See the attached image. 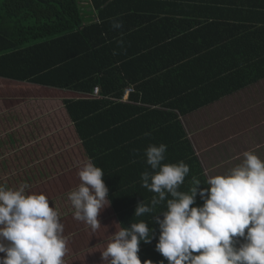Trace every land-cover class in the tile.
I'll return each mask as SVG.
<instances>
[{
    "label": "trees",
    "instance_id": "1",
    "mask_svg": "<svg viewBox=\"0 0 264 264\" xmlns=\"http://www.w3.org/2000/svg\"><path fill=\"white\" fill-rule=\"evenodd\" d=\"M89 1L85 8L80 0H0V97L62 95L63 133L71 123L102 168L119 229L150 221L155 236L139 245L141 264H168L155 248L153 218L166 202L133 216L139 201L150 206L156 195L142 187L141 173L152 171L145 150L164 143L162 163L189 165L180 191L193 177L208 187L181 118L264 78V27L251 26L264 21V11H251L258 0ZM206 12L217 21L208 22ZM197 14L205 21L189 19ZM4 128L0 121V134ZM202 204L198 195L194 206Z\"/></svg>",
    "mask_w": 264,
    "mask_h": 264
},
{
    "label": "clouds",
    "instance_id": "2",
    "mask_svg": "<svg viewBox=\"0 0 264 264\" xmlns=\"http://www.w3.org/2000/svg\"><path fill=\"white\" fill-rule=\"evenodd\" d=\"M112 27L121 28L122 22L113 18ZM166 151L164 143L145 150L152 171L141 173L142 187L156 195L150 206L139 201L133 215L143 217L166 202L167 210L153 216L159 226L156 251L168 264H264V160L245 151L242 163L209 177L208 187L193 177L184 192L179 189L189 165L162 163ZM78 175L80 184L68 193L73 218L95 232L100 213L111 204L104 172L88 158ZM26 187L0 185V264H65L68 238L61 213L45 194H28ZM198 195L203 204L194 206ZM149 223L139 220L116 230L100 252L104 264H141L139 245L155 236Z\"/></svg>",
    "mask_w": 264,
    "mask_h": 264
},
{
    "label": "crops",
    "instance_id": "3",
    "mask_svg": "<svg viewBox=\"0 0 264 264\" xmlns=\"http://www.w3.org/2000/svg\"><path fill=\"white\" fill-rule=\"evenodd\" d=\"M161 1L165 2V0ZM80 2L85 8L90 4L89 0H80ZM257 4L259 7L253 8L251 11H264V0H258ZM186 6L188 8V4ZM206 13L208 14L205 19H208V22L215 18H211L209 12ZM199 16L200 15L197 14V18L189 19L196 20V22L198 20L205 21ZM256 16L257 18H260L263 15L258 14ZM251 26L264 27V21H253ZM213 38L214 35H211L210 42L214 41L212 40ZM33 85L36 88H43L47 92H51L48 91L49 89L53 90V88L46 86ZM54 94L56 93L54 92ZM226 98L229 99V103L222 105L223 109H217V111L214 112L213 108ZM242 99H245L246 101L238 102ZM62 100V95H46L39 99L29 98L23 94L22 96L11 94L0 97V120L4 121L2 124L5 127L4 133L0 134V165L12 164L17 158L22 163L26 162L24 158L21 159V156L24 157V154L22 153L26 151L29 157V162L24 165L26 167H35L36 169H39L38 165L44 163L46 159V152L50 151L53 147L59 146L60 149H67V151H70V153L73 154L70 159L71 172H79L78 167H82L88 159V156L86 155L77 134L71 127V123H67V131L63 133L64 128H62L61 125L62 118L58 111L59 109L63 110L64 108ZM263 101L264 78L239 91L224 96L211 104L182 116V122L205 170L207 179L211 176L222 175L229 169L242 163L244 159L243 153L245 151H252L259 158L264 160ZM249 107L259 109L261 114L254 116L246 114V112L250 110ZM2 113H4V117L1 116ZM211 113H213L212 116H210ZM203 114L209 116L207 121ZM198 117L199 121L197 122L196 120ZM200 117L204 122L202 126L200 123ZM209 128H211L215 135H217L215 136L216 142L212 145L214 148L212 146L208 147V139H205V146H202L204 149L202 150V147H200V150L195 146L193 136L195 137V134L199 131H201L203 136L202 130H209ZM61 144H63V146H61ZM77 144H79L78 148ZM210 148H213V151L215 150L214 156L206 153L205 150L209 151ZM80 151L82 153V160L78 158ZM206 165H209L210 168L206 167ZM214 169L217 170L212 173ZM75 179L78 184L81 182L79 175H77Z\"/></svg>",
    "mask_w": 264,
    "mask_h": 264
},
{
    "label": "rangeland",
    "instance_id": "4",
    "mask_svg": "<svg viewBox=\"0 0 264 264\" xmlns=\"http://www.w3.org/2000/svg\"><path fill=\"white\" fill-rule=\"evenodd\" d=\"M241 101L244 102L246 100L242 99L238 102ZM228 103V98L222 100L220 102L221 105L219 104L213 108L214 112L217 111V109H223L222 105ZM246 114L254 116L261 114V112L259 109L251 107ZM203 115L207 121L209 116L206 114ZM212 115L213 113L210 114V116ZM1 116L4 117V113H2ZM244 119L246 120L245 117ZM0 121L2 123L4 122L3 120ZM196 121H199V117ZM200 123L201 126L204 124L201 117ZM202 131L203 136L201 131L196 133L195 137L193 136L195 146L199 149L205 146V139H208V147L214 145L216 142L215 136L217 135H215L213 130L209 128V130L204 131L203 129ZM78 145L79 144H77V148ZM61 146H63V144H61ZM212 147L214 148V146ZM213 148H210L209 151L205 150L206 153L214 156L215 150L213 151ZM203 149L202 147V150ZM22 154H24V157L21 156V159L24 158L26 162L22 163L17 158L12 164L0 165V185H6L14 189L19 188L21 185H26V193H43L50 200V207L53 206V204L56 206L61 213L60 222L64 225V235L68 238V252L63 258L65 264H99L102 261L100 252L106 249L112 234L116 230H119L112 208L106 206L100 213L98 218L101 222V227L93 232L85 223L73 218L74 209L68 199V193L80 184H78L75 179L78 173H72L70 170V159L73 154L67 151V149H60L59 146L53 147L50 151L46 152V159L40 166V170L35 167H26L24 164L29 162V157L26 151ZM51 157H54V161L51 160ZM78 158L82 160L81 151L79 152ZM206 167H209V165H206ZM78 169L80 170L79 167ZM216 170L217 169H214L212 173ZM3 255V253H0V256Z\"/></svg>",
    "mask_w": 264,
    "mask_h": 264
},
{
    "label": "built area",
    "instance_id": "5",
    "mask_svg": "<svg viewBox=\"0 0 264 264\" xmlns=\"http://www.w3.org/2000/svg\"><path fill=\"white\" fill-rule=\"evenodd\" d=\"M133 90V88H127L125 90V93L123 94V96L120 98V100L122 101H127L128 100V95L129 93ZM92 96H99V88L96 87L95 90L93 91V93H91Z\"/></svg>",
    "mask_w": 264,
    "mask_h": 264
}]
</instances>
